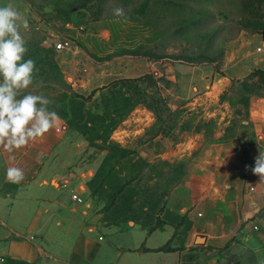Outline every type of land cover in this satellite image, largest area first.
<instances>
[{
  "label": "crops",
  "instance_id": "obj_1",
  "mask_svg": "<svg viewBox=\"0 0 264 264\" xmlns=\"http://www.w3.org/2000/svg\"><path fill=\"white\" fill-rule=\"evenodd\" d=\"M255 37H261V46L251 44ZM219 45L224 57L217 71L222 73L214 65L202 66V86L206 88L208 80L210 90L193 98L187 113L175 123L165 124L166 134L158 132L152 113L136 107L110 139L162 169L186 163L187 183L198 190L191 189L190 203L181 202L175 209L183 217L181 225L166 222L152 232L139 227L135 236L109 225L110 233L96 234L84 184L92 172L74 167L77 157L58 160L60 154L51 146L61 138L46 133L11 153L0 146V264H258L264 260V178L251 171L254 158L264 153V99L246 94L242 109L240 96L227 92L219 99L233 81L264 69V35ZM55 52L63 71L83 59L76 44ZM146 63H133L132 74L123 76L149 73L147 67L152 65ZM91 80L96 82V76ZM174 81L201 83L175 77ZM184 92L185 87L182 97ZM238 112L245 119L236 123ZM9 167L21 168L24 179L7 181ZM197 235L202 236L201 244L195 242ZM162 246L166 249L158 250Z\"/></svg>",
  "mask_w": 264,
  "mask_h": 264
},
{
  "label": "rangeland",
  "instance_id": "obj_2",
  "mask_svg": "<svg viewBox=\"0 0 264 264\" xmlns=\"http://www.w3.org/2000/svg\"><path fill=\"white\" fill-rule=\"evenodd\" d=\"M134 1L136 5L134 8L131 6L130 12H123L119 4L109 2L106 4L107 15L101 17L95 13V0H0V6L11 4L29 23V28H21L20 34L25 44L30 46L24 59L34 60L35 70L32 84L22 90L20 95H43L51 101L47 106L48 110L55 111L61 118L60 125L48 132V136L61 138L51 146L57 155L60 154L58 160L64 162L73 156L72 161H75L77 157L74 167H85L92 172V176L86 179L84 184L88 192L87 209L95 220V233L99 235L110 233L111 231L107 230L109 225H113L116 230H126L134 236L141 232L139 227L151 226L157 221V225L166 222H177L181 225L183 217L175 209L180 208L182 203H190L191 189H198L187 183V165L184 170L177 168V165L162 169L148 162L158 172L148 171L147 175L134 182L130 189L124 190L122 194H115L112 204L108 200L113 191L110 187L105 186L92 194L87 185L99 166L104 151L88 146L86 139L77 131L83 124L80 120L86 116L90 118L92 114H102L104 102L101 101V96H108V88L112 83L142 76H123L131 75L133 63L142 61L152 65L146 66L149 73L156 77L163 74L167 81V84L158 82L160 90L157 93L164 97L169 108L175 113L164 123L163 119L157 121L156 115L152 113L156 128L165 129V124L167 127L187 113L193 98L210 90L209 81H206V88H203L200 77L203 65H213H193L173 60L171 57L179 54L195 55L213 34L218 35L213 43V53H224L219 44L241 43L254 35H263L255 28L254 19L241 17L235 3L226 6L222 0H213L211 5L192 7L171 0ZM116 9H122L123 14L115 15ZM66 38L80 48L83 59H79V64L63 71L54 46L67 40ZM260 38L251 39V44L261 46ZM136 50L148 51L152 55L166 58L154 61L140 55H132ZM108 56L112 57L102 61ZM221 64L222 60L214 66L216 71ZM256 70L264 72L263 68H257L250 73L252 76H247L242 81H233L219 99L226 98L227 92L240 96L241 109L246 107V94L252 93V96L264 99V83H260L259 76L254 74ZM99 74H103L100 79L97 76ZM93 76H96V82L91 80L89 83L88 79ZM174 77L200 80L201 83L180 85L174 81ZM68 78L74 83L72 87ZM83 83L84 85L80 86ZM94 84L98 86L93 88ZM144 86L145 84H141V87ZM183 87L184 97L180 95ZM155 89L150 86L148 92L152 93ZM92 90L97 91L90 95ZM136 107L145 108L151 113L143 105ZM238 115L235 122L238 123L241 119L244 121L245 118L240 117V112ZM148 140L149 136L145 138L144 143ZM52 185L57 186V183L52 181ZM60 213L68 215L64 210H60ZM90 216L85 219L89 221ZM78 218L82 217L78 215ZM131 227L134 229L128 230ZM82 231L85 232V227Z\"/></svg>",
  "mask_w": 264,
  "mask_h": 264
},
{
  "label": "trees",
  "instance_id": "obj_3",
  "mask_svg": "<svg viewBox=\"0 0 264 264\" xmlns=\"http://www.w3.org/2000/svg\"><path fill=\"white\" fill-rule=\"evenodd\" d=\"M176 3L186 4L192 7H201L203 5L213 4V0H171ZM115 2L119 4L123 12H130L136 5L134 0H95L97 10L96 15L106 16V4ZM227 5L235 3L241 17L254 19L255 28L264 35V0H222ZM131 6H133L131 8ZM131 8V9H130ZM108 12V11H107ZM109 15V12H108ZM218 35H211L202 50L198 53L185 55L179 54L171 57L173 60L192 63L193 65L213 64L217 65L224 57L223 51L213 53V43ZM67 39V38H66ZM73 44V41L67 39ZM26 48L30 46L25 44ZM132 55H140L147 57L149 60L159 61L166 58L165 56H156L148 51L136 50ZM112 56L103 58L102 61L110 59ZM101 61V60H100ZM254 74L259 76L260 83H264V72L256 70ZM252 74L249 75V77ZM167 84L164 75L156 77L153 73L144 74L134 79H121L112 83V87L108 88V96L102 95L101 101L104 102V111L102 114H92L82 118V125L77 129L79 133L86 139L88 146L95 147L100 151H104V155L97 167L93 177L89 180V190L92 194L102 190L105 186L110 187L113 191L108 196V200L112 204L115 194H122L124 190L130 189L134 182L148 171L158 172L157 169L145 161L143 158L131 149L123 148L117 144L111 143V135L115 128L131 113L138 105H143L151 111L159 119H163L164 123L172 115V111L167 105L164 97L157 93L160 88L158 82ZM141 84H145L141 87ZM155 87V91L150 93L148 88ZM159 88V89H158ZM97 90H92L90 95L95 94ZM252 94V93H251ZM162 123V124H163ZM158 132L166 134L165 129H158ZM98 142V143H97ZM186 164L181 162L177 164V168L185 169ZM158 221L148 227V231L152 232L161 227ZM164 250L165 247H160L158 250Z\"/></svg>",
  "mask_w": 264,
  "mask_h": 264
},
{
  "label": "clouds",
  "instance_id": "obj_4",
  "mask_svg": "<svg viewBox=\"0 0 264 264\" xmlns=\"http://www.w3.org/2000/svg\"><path fill=\"white\" fill-rule=\"evenodd\" d=\"M114 14L122 15V9ZM21 28H29L27 18L11 4L0 6V146L9 153L42 138L61 121L55 111L48 110L51 101L45 96L20 95L32 84L35 70V61L24 59L27 48ZM251 171L264 178V153L254 158ZM23 179L21 168H7V181L19 183ZM258 264H264V260Z\"/></svg>",
  "mask_w": 264,
  "mask_h": 264
},
{
  "label": "built area",
  "instance_id": "obj_5",
  "mask_svg": "<svg viewBox=\"0 0 264 264\" xmlns=\"http://www.w3.org/2000/svg\"><path fill=\"white\" fill-rule=\"evenodd\" d=\"M72 43H70L68 40H63L57 44H55L54 49L57 50H62L64 48H67L71 45ZM253 166H254V162H253ZM73 199H76V195L73 196Z\"/></svg>",
  "mask_w": 264,
  "mask_h": 264
},
{
  "label": "water",
  "instance_id": "obj_6",
  "mask_svg": "<svg viewBox=\"0 0 264 264\" xmlns=\"http://www.w3.org/2000/svg\"><path fill=\"white\" fill-rule=\"evenodd\" d=\"M68 80L70 82V86L72 87L74 85V83L71 82V79L70 78H68ZM195 242H196V244H201L202 243V236L201 235H197L195 237Z\"/></svg>",
  "mask_w": 264,
  "mask_h": 264
}]
</instances>
